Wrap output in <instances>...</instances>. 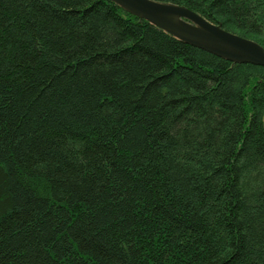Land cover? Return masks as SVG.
Masks as SVG:
<instances>
[{"label": "trees", "instance_id": "trees-1", "mask_svg": "<svg viewBox=\"0 0 264 264\" xmlns=\"http://www.w3.org/2000/svg\"><path fill=\"white\" fill-rule=\"evenodd\" d=\"M154 1L264 48V0ZM0 264H264V67L0 0Z\"/></svg>", "mask_w": 264, "mask_h": 264}, {"label": "water", "instance_id": "water-1", "mask_svg": "<svg viewBox=\"0 0 264 264\" xmlns=\"http://www.w3.org/2000/svg\"><path fill=\"white\" fill-rule=\"evenodd\" d=\"M111 1L187 44L233 62L264 67V48L260 44L227 31L186 7L154 0Z\"/></svg>", "mask_w": 264, "mask_h": 264}]
</instances>
